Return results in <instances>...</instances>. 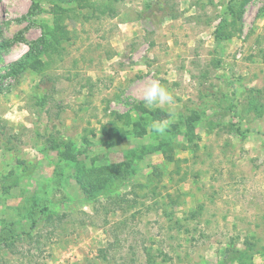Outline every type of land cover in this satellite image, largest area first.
I'll list each match as a JSON object with an SVG mask.
<instances>
[{
    "label": "rangeland",
    "instance_id": "rangeland-1",
    "mask_svg": "<svg viewBox=\"0 0 264 264\" xmlns=\"http://www.w3.org/2000/svg\"><path fill=\"white\" fill-rule=\"evenodd\" d=\"M0 264H264V0H0Z\"/></svg>",
    "mask_w": 264,
    "mask_h": 264
},
{
    "label": "clouds",
    "instance_id": "clouds-1",
    "mask_svg": "<svg viewBox=\"0 0 264 264\" xmlns=\"http://www.w3.org/2000/svg\"><path fill=\"white\" fill-rule=\"evenodd\" d=\"M142 101L145 107L154 109L172 105L174 103V97L158 80H152L143 88ZM167 127V120L154 121L151 124L152 130L158 134L165 133Z\"/></svg>",
    "mask_w": 264,
    "mask_h": 264
},
{
    "label": "trees",
    "instance_id": "trees-1",
    "mask_svg": "<svg viewBox=\"0 0 264 264\" xmlns=\"http://www.w3.org/2000/svg\"><path fill=\"white\" fill-rule=\"evenodd\" d=\"M36 92H37V104L42 107L45 102H46V98L48 96V92L46 89H43L42 87H40L39 85L36 86Z\"/></svg>",
    "mask_w": 264,
    "mask_h": 264
}]
</instances>
